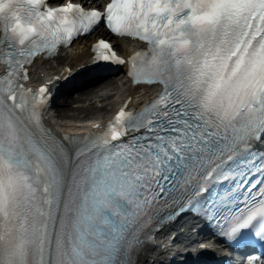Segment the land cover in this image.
<instances>
[{"label":"snow or ice","instance_id":"obj_1","mask_svg":"<svg viewBox=\"0 0 264 264\" xmlns=\"http://www.w3.org/2000/svg\"><path fill=\"white\" fill-rule=\"evenodd\" d=\"M91 3L0 0V264H139L188 213L264 247V0ZM101 25L148 48L125 60L99 38L82 70L128 64L162 91L100 134L57 138L43 110L71 70L33 90L27 66Z\"/></svg>","mask_w":264,"mask_h":264},{"label":"bare ground","instance_id":"obj_2","mask_svg":"<svg viewBox=\"0 0 264 264\" xmlns=\"http://www.w3.org/2000/svg\"><path fill=\"white\" fill-rule=\"evenodd\" d=\"M77 47L81 48L82 53L79 55H78V53H75V54L70 53L69 61L74 62L78 65V64H81L84 62V60H85L84 57L86 55V52L84 51L85 49L82 48L81 46H77ZM41 66L43 67L44 71H46L48 69L47 62H43L41 64ZM100 84L102 85V88L93 89V90L88 91V92H83V94L86 96V101L90 102L91 105L80 108L79 109L80 112H85V114H87L88 112H99V111L107 109V108H108L107 110H109L115 105L117 100L123 95L124 88H125V92L128 90L127 82L122 76H119L118 78H116V77L106 78L105 80L101 81ZM113 90H116V91L113 93L112 92ZM109 93L114 94V95L113 96L109 95ZM110 98H112L113 100L110 101L111 106L107 107V105H106L108 102L107 100ZM95 99H97L98 102L99 101H102V102L106 101V103L104 104L105 106L98 107V105H95L94 104ZM58 104H60V101L58 102ZM68 108L71 109V107H68ZM73 116H75V115H73ZM85 120H87V119H78L75 121H71L68 123V125L82 126V124H84ZM147 253H148L146 255L147 261H151L157 255L156 252H147ZM145 262L146 261H144L143 264H145Z\"/></svg>","mask_w":264,"mask_h":264},{"label":"rangeland","instance_id":"obj_3","mask_svg":"<svg viewBox=\"0 0 264 264\" xmlns=\"http://www.w3.org/2000/svg\"><path fill=\"white\" fill-rule=\"evenodd\" d=\"M67 107H69L68 105H64L63 106V108H67ZM97 112H88L87 114H85V112H79L78 114H77V117L78 118H82V117H86V116H90V115H94V114H96ZM85 114V115H84Z\"/></svg>","mask_w":264,"mask_h":264}]
</instances>
